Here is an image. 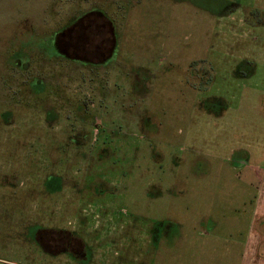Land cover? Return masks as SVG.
I'll return each instance as SVG.
<instances>
[{"label":"rangeland","instance_id":"rangeland-1","mask_svg":"<svg viewBox=\"0 0 264 264\" xmlns=\"http://www.w3.org/2000/svg\"><path fill=\"white\" fill-rule=\"evenodd\" d=\"M91 1L0 0V112L12 121H0V264H77L68 252L86 245L90 264H238L264 192V27L244 24L264 19V2L105 0L121 31L104 71L35 64ZM104 22L93 32L77 19L61 38L107 58ZM249 54L256 74L237 76ZM214 95L221 116L206 110ZM144 111L158 123L147 135Z\"/></svg>","mask_w":264,"mask_h":264},{"label":"flooded vegetation","instance_id":"flooded-vegetation-1","mask_svg":"<svg viewBox=\"0 0 264 264\" xmlns=\"http://www.w3.org/2000/svg\"><path fill=\"white\" fill-rule=\"evenodd\" d=\"M228 2H229V0H228ZM90 3L91 4H88V7L83 8V11L79 16H76L75 18H73L72 22L64 25L61 28L56 27L52 30V32L50 34L54 35V42H53L54 50L52 51L51 55L46 54V53H48V52H45L46 50L44 52L42 51L38 55H34L35 64H37V63H41V64L50 63L51 64V70L53 69L52 72H54V69L57 68L55 66V64L57 65L59 63V61L66 60V61L70 62V60H71L73 65L76 66V69H87L89 72L96 71V70L101 72V71L105 70L107 59L112 57L114 55V53H117L115 51H116V48L118 46V40L120 37L119 31H121V30L119 29V27L116 24V22L114 21V19L111 18L109 16V14L106 12L105 0H103V2H101V0L91 1ZM231 6H232V4L228 5V7H231ZM236 6L237 5L234 3V7H236ZM80 18H88L89 27H90V29L93 30V32L100 31L102 28V24H105V22H104L105 20H108L113 25L112 29H113L115 41H114V46L111 50V53L107 58H106V56H104V57L100 56V58L98 60H94V58L92 57V56H94V52L91 51L90 45L86 46V47H84L80 44L75 45V43H73L75 41L61 38L62 34L70 26H72L77 19H80ZM87 47H89V48H87ZM85 48H87V49H85ZM70 49H73L72 54L69 53ZM16 52H13V53H16ZM48 55H49V57H48ZM9 59H12V55L9 56ZM9 63L11 64V66L13 68L18 69V70H24V69L26 70L29 67V64L22 65L15 60H14V63H11V61H9ZM31 79L32 80L30 81V90H31L30 94L33 93L36 96L35 104L38 105L42 99L41 98L42 91H40V89L36 87V84L40 83L42 85L44 78L42 75H35ZM26 91L27 90L25 89L24 92H21L19 94L17 101L20 100L19 99V97H21L20 95L26 94ZM10 116H11V109L10 108H5L4 110H2L0 112V117H1L0 121L3 123V125H5V126L11 125L12 121H10L8 119ZM6 151H7V148L3 144V150L0 154L5 155ZM51 177H54V179H57V178H60L61 176H59L58 174L57 175L51 174L50 176H48V178H51ZM155 225H157V223Z\"/></svg>","mask_w":264,"mask_h":264},{"label":"crops","instance_id":"crops-1","mask_svg":"<svg viewBox=\"0 0 264 264\" xmlns=\"http://www.w3.org/2000/svg\"><path fill=\"white\" fill-rule=\"evenodd\" d=\"M262 1L264 2V0ZM244 24L251 29L256 26L264 27V19L250 21L248 23L245 22ZM259 33L260 36L264 35V33ZM259 42L263 43L262 45L264 47V40H261ZM253 57L254 56L249 54L246 60L252 62ZM238 63L234 62L232 64V71L235 70V67ZM253 63H255V70L251 75L252 77L257 72L258 61L253 60ZM262 181L264 189V178L262 179ZM247 227L248 229L246 236L245 238L243 237V244L239 242L242 245V252L240 254L241 257L238 264H264V192L258 202L253 205L252 214L249 221L247 222Z\"/></svg>","mask_w":264,"mask_h":264},{"label":"trees","instance_id":"trees-1","mask_svg":"<svg viewBox=\"0 0 264 264\" xmlns=\"http://www.w3.org/2000/svg\"><path fill=\"white\" fill-rule=\"evenodd\" d=\"M254 70H255V63L244 59L237 64V66L235 67L234 73L237 76H248V75L250 76L253 74ZM130 74H134V71H131ZM134 79L136 80L135 88H134L136 92L134 93L140 97L145 96L148 92L147 85H144L142 79H139V77H136ZM206 101L208 102L207 104H211V105L215 104L219 106V108L218 106L216 108L214 107L211 108V105H209L206 108L208 112L213 113L216 116H221L224 113V111L227 110V102L224 97L214 95V96L209 97ZM157 128H158V123L156 122V119H155V113H151V112L145 113L144 111L141 116V130L143 131V133L147 135L151 132H155ZM57 185H58L57 189H59L60 184H57ZM53 189H55L54 186H53ZM71 234L75 235V232H71ZM84 250H85L84 254L80 256L74 253H70L68 251L67 252L68 254H70V256L73 257V259L77 262V264H90L93 251L88 245L85 246Z\"/></svg>","mask_w":264,"mask_h":264}]
</instances>
